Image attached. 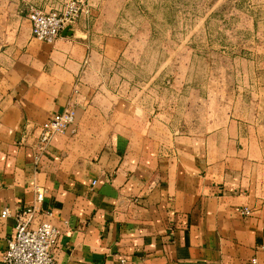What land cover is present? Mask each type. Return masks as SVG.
Here are the masks:
<instances>
[{
  "label": "crops",
  "instance_id": "crops-1",
  "mask_svg": "<svg viewBox=\"0 0 264 264\" xmlns=\"http://www.w3.org/2000/svg\"><path fill=\"white\" fill-rule=\"evenodd\" d=\"M64 1L0 0V264L36 185L60 229L56 264H264V147L237 121L170 129L110 91L98 61L119 57L123 40L95 25L35 38L29 6ZM75 85L74 132L56 133L36 162L35 128Z\"/></svg>",
  "mask_w": 264,
  "mask_h": 264
},
{
  "label": "rangeland",
  "instance_id": "rangeland-1",
  "mask_svg": "<svg viewBox=\"0 0 264 264\" xmlns=\"http://www.w3.org/2000/svg\"><path fill=\"white\" fill-rule=\"evenodd\" d=\"M94 8L97 33L123 40L119 57L102 52L98 61L110 91L170 129L206 132L234 120L264 147V0H102Z\"/></svg>",
  "mask_w": 264,
  "mask_h": 264
},
{
  "label": "built area",
  "instance_id": "built-area-1",
  "mask_svg": "<svg viewBox=\"0 0 264 264\" xmlns=\"http://www.w3.org/2000/svg\"><path fill=\"white\" fill-rule=\"evenodd\" d=\"M94 9L92 0H65L61 7L49 11L32 4L28 8L27 16L32 24L33 36L53 43L62 36L65 29H74L81 20L90 26ZM78 92V86L75 85L64 110L51 114L35 128L33 146L36 162H39L56 133L74 132L79 106ZM23 140L24 138L21 139ZM45 193L42 186L36 185L33 204L17 211L15 233L7 239L2 257L4 264H56L60 229L50 221L52 213L42 207ZM242 213L249 215L251 209L245 207ZM10 215L8 208L1 212L2 217ZM120 262L126 264V259L122 258ZM253 262L257 264V259H253Z\"/></svg>",
  "mask_w": 264,
  "mask_h": 264
},
{
  "label": "water",
  "instance_id": "water-1",
  "mask_svg": "<svg viewBox=\"0 0 264 264\" xmlns=\"http://www.w3.org/2000/svg\"><path fill=\"white\" fill-rule=\"evenodd\" d=\"M65 30H69V28L68 29H65ZM72 34V33H71Z\"/></svg>",
  "mask_w": 264,
  "mask_h": 264
}]
</instances>
